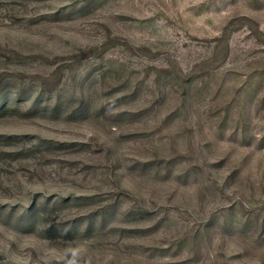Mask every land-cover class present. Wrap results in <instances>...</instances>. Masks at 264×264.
Returning a JSON list of instances; mask_svg holds the SVG:
<instances>
[{
  "label": "rangeland",
  "instance_id": "1",
  "mask_svg": "<svg viewBox=\"0 0 264 264\" xmlns=\"http://www.w3.org/2000/svg\"><path fill=\"white\" fill-rule=\"evenodd\" d=\"M0 264H264V0H0Z\"/></svg>",
  "mask_w": 264,
  "mask_h": 264
},
{
  "label": "trees",
  "instance_id": "2",
  "mask_svg": "<svg viewBox=\"0 0 264 264\" xmlns=\"http://www.w3.org/2000/svg\"><path fill=\"white\" fill-rule=\"evenodd\" d=\"M5 110H6V109L4 108V106L1 107V108H0V113H5Z\"/></svg>",
  "mask_w": 264,
  "mask_h": 264
}]
</instances>
